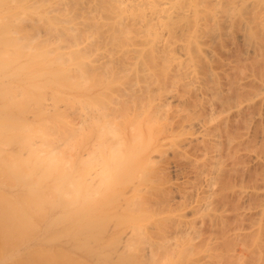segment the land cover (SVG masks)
<instances>
[{
	"label": "bare ground",
	"instance_id": "1",
	"mask_svg": "<svg viewBox=\"0 0 264 264\" xmlns=\"http://www.w3.org/2000/svg\"><path fill=\"white\" fill-rule=\"evenodd\" d=\"M237 33L264 65V0H0V264H264L262 252L237 245L241 230L224 234L223 220L208 223L213 233H204L211 237L202 247L188 236L194 222L188 231L177 223L175 236L152 241L135 224L141 198L105 195L126 180L141 140L131 126L132 140L124 138L113 122L118 111L110 119L86 95L95 80L109 87L135 72L123 94L135 107L142 103L138 92L149 96L154 85L166 90L169 83L205 86L220 112H242L244 102L264 100V71L253 78L259 92L244 101L235 92L225 97L212 69L216 46L225 50ZM103 46L105 54L93 58ZM206 122L213 123L209 116ZM214 165L220 173L222 164ZM217 176L206 178L209 188ZM182 238L189 239L179 244ZM198 247L207 256L193 263Z\"/></svg>",
	"mask_w": 264,
	"mask_h": 264
},
{
	"label": "rangeland",
	"instance_id": "2",
	"mask_svg": "<svg viewBox=\"0 0 264 264\" xmlns=\"http://www.w3.org/2000/svg\"><path fill=\"white\" fill-rule=\"evenodd\" d=\"M236 35L240 38L235 37L236 40L228 38L232 42L234 41V44L229 40L223 44L222 49L225 50H220L221 46H219L220 49L216 46L217 54L214 56L212 69L219 76L217 79L220 80L218 82L222 91L225 90V92L223 91L225 97L228 95L229 98L234 97L235 92L239 98L241 97L240 99L245 101L252 96V93L259 92L260 84L258 85V82L253 78L260 76L264 71V65L260 62L259 56H255L250 48V51L247 49L248 45L241 40L240 33ZM100 50L103 52L94 51V54L92 53L93 58L96 59V56L98 58V54H105L104 46ZM93 58L91 57L92 60ZM169 73L170 71H164L162 74L167 77ZM128 75L136 77L137 74L135 72L126 73L125 77L122 76L115 81L116 83H111L109 87H107V81L102 85L98 80H95L86 92L92 101L97 100L99 104H102L100 108L108 118L113 119V112L118 111L113 122H116L123 130L121 132H125L124 135L127 134L124 138L131 141L128 134H131L133 132L131 129H134V133L140 139L138 136L134 137L138 141L141 140L140 144L136 145L139 146V150L134 145L139 156L132 160L130 169L124 174L126 180L123 184L107 190L105 195L114 196L124 193L123 196H127L125 199L128 200L135 198L140 200L141 198L142 201L140 200L139 204H142L143 208L137 212L140 215L138 216L139 220L134 223H140L147 228L152 241L175 236L177 227L175 224L177 223L181 226L184 224L189 229H183L184 226L177 228L188 231L191 230V222H194L195 225L192 224V227L195 226L197 230L192 228L193 233L189 231L188 233L191 232V234L188 236L193 238L191 240L194 241V246L202 247V245L204 246L203 240L205 239L208 243L210 234L213 233L209 231V222L223 220L225 222L223 232L226 236L227 232L231 235L234 230H241L243 237L237 245L257 253L262 252L264 255V100L255 97L252 101L249 98L250 105H248V101L244 102L246 104L243 103L241 106V109L244 108L241 110L242 112L233 109L234 111L228 115V112L225 113L227 110L220 112L223 110V106L220 103L219 105L217 100L216 103L209 92L207 95L205 86H202V91L200 89L197 91L193 89V91L187 86L182 87L177 84L178 88L175 84L176 86L173 88L172 84L167 83L166 90L160 89L157 84L154 85L153 94L149 96L144 92H138L139 96H142V103L135 107L129 97L123 95L129 86L125 83ZM139 75H144V72H140ZM237 81L240 84L236 83ZM237 84L239 86H236ZM261 93L264 92L261 90ZM203 97L211 104L207 101L203 102ZM163 98L167 102L165 105L160 104ZM160 105L161 107H159ZM78 113L76 112V122ZM215 113L218 115L216 116ZM211 115H214V119ZM219 115L221 116L219 117ZM223 115V121L220 122ZM208 116L213 121L210 125L211 120L206 122ZM216 117L220 120L218 121ZM248 118L249 120H246ZM227 123L230 125L227 129H230L225 130V127L228 126ZM219 124L221 125L217 126ZM224 124V128H221ZM208 125L210 129L217 126L216 130L209 132ZM130 126L131 129L128 128ZM85 128L87 133L91 132V128L88 126ZM228 133L235 135L234 142L228 143ZM131 137L133 138L132 135ZM127 139L126 141H128ZM213 141L214 144H223L215 148ZM212 147L218 152H214ZM211 158L214 159L213 162ZM216 163L222 164L219 175L214 171L215 168H212ZM4 167L2 162L0 178H2ZM129 175L132 177L129 178ZM216 176L218 184L215 185V189L212 187L214 190L211 191L212 189L207 185V179ZM239 190L247 191L248 195L238 194ZM206 198L213 203L212 206H207ZM253 202L259 206H254ZM187 223L188 226H186ZM208 231L210 232L209 240L206 237L208 234L204 238V233H209ZM199 235L201 238L203 237V239H199L200 241L198 240ZM186 239H180L179 244H183L185 241L187 243L189 238ZM203 249H200L199 252L202 253V256H199L197 251L194 253L196 254L195 258L190 257L191 261L194 260L193 263H201L199 261L203 260V256H207Z\"/></svg>",
	"mask_w": 264,
	"mask_h": 264
}]
</instances>
